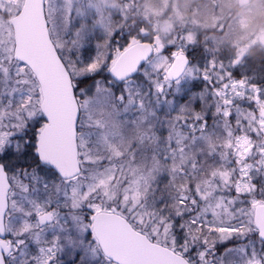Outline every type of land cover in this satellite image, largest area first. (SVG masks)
<instances>
[{
    "label": "snow or ice",
    "instance_id": "obj_1",
    "mask_svg": "<svg viewBox=\"0 0 264 264\" xmlns=\"http://www.w3.org/2000/svg\"><path fill=\"white\" fill-rule=\"evenodd\" d=\"M108 11L0 0V264H264V60Z\"/></svg>",
    "mask_w": 264,
    "mask_h": 264
},
{
    "label": "rangeland",
    "instance_id": "obj_2",
    "mask_svg": "<svg viewBox=\"0 0 264 264\" xmlns=\"http://www.w3.org/2000/svg\"><path fill=\"white\" fill-rule=\"evenodd\" d=\"M110 23L139 26L161 39L187 29L220 53H250L264 34V0L238 7V0H105ZM117 13L125 21L117 20ZM255 52V51H254Z\"/></svg>",
    "mask_w": 264,
    "mask_h": 264
},
{
    "label": "trees",
    "instance_id": "obj_3",
    "mask_svg": "<svg viewBox=\"0 0 264 264\" xmlns=\"http://www.w3.org/2000/svg\"><path fill=\"white\" fill-rule=\"evenodd\" d=\"M246 54L255 63H259L260 61L264 60V49H262L257 43H255L254 48L251 49L250 53H246Z\"/></svg>",
    "mask_w": 264,
    "mask_h": 264
},
{
    "label": "water",
    "instance_id": "obj_4",
    "mask_svg": "<svg viewBox=\"0 0 264 264\" xmlns=\"http://www.w3.org/2000/svg\"><path fill=\"white\" fill-rule=\"evenodd\" d=\"M252 0H238L239 6H244L250 3ZM259 44L264 48V34L259 39Z\"/></svg>",
    "mask_w": 264,
    "mask_h": 264
}]
</instances>
